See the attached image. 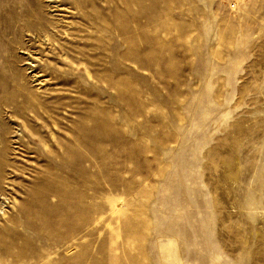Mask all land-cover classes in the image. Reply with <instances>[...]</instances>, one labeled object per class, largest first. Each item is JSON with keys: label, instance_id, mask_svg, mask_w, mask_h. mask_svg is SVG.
Returning a JSON list of instances; mask_svg holds the SVG:
<instances>
[{"label": "rangeland", "instance_id": "1", "mask_svg": "<svg viewBox=\"0 0 264 264\" xmlns=\"http://www.w3.org/2000/svg\"><path fill=\"white\" fill-rule=\"evenodd\" d=\"M0 5V264H264L204 87L225 56L264 98V0Z\"/></svg>", "mask_w": 264, "mask_h": 264}, {"label": "bare ground", "instance_id": "2", "mask_svg": "<svg viewBox=\"0 0 264 264\" xmlns=\"http://www.w3.org/2000/svg\"><path fill=\"white\" fill-rule=\"evenodd\" d=\"M8 18L6 15H0V37H5L9 30L6 24H11V20ZM238 53H244V49L234 48L231 55L238 60ZM223 58L222 61L206 64L204 79L206 112H212L215 115L214 119L225 123L227 127L223 132L235 142L226 155L235 157L233 166L239 165L236 174H240L241 181L232 191L249 204H253L254 208H262L263 201L257 199L255 203L254 193L259 191L264 193V98L259 96L260 87L254 88L248 84V80L259 74V71L258 68H255L254 72L246 69L245 65L243 66L244 61L240 66L234 64L232 59L225 56ZM208 65L213 67V71ZM240 78L244 79L241 83ZM211 135L207 128V143H210ZM207 153L206 160L210 162L209 149ZM256 164H259V168H255ZM254 174L259 178L256 184L250 181ZM234 231L239 233L241 229ZM252 253H263L259 257L264 256V245L256 247Z\"/></svg>", "mask_w": 264, "mask_h": 264}]
</instances>
